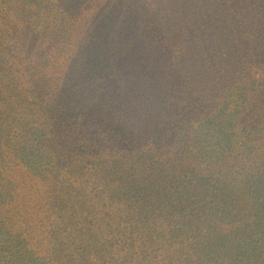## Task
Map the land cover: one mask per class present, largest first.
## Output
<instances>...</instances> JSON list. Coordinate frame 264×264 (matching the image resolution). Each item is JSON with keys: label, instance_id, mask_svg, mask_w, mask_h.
Wrapping results in <instances>:
<instances>
[{"label": "trees", "instance_id": "16d2710c", "mask_svg": "<svg viewBox=\"0 0 264 264\" xmlns=\"http://www.w3.org/2000/svg\"><path fill=\"white\" fill-rule=\"evenodd\" d=\"M0 264H264V0H0Z\"/></svg>", "mask_w": 264, "mask_h": 264}]
</instances>
